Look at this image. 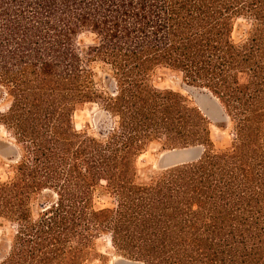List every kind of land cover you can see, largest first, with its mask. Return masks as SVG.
I'll return each mask as SVG.
<instances>
[{
  "label": "trees",
  "instance_id": "1",
  "mask_svg": "<svg viewBox=\"0 0 264 264\" xmlns=\"http://www.w3.org/2000/svg\"><path fill=\"white\" fill-rule=\"evenodd\" d=\"M160 69L220 102L231 147L155 87ZM0 100L19 153L0 182L14 227L0 264L107 262L105 236L143 264H264V0H0ZM90 104L109 119L99 138L76 129ZM153 145L204 153L141 181Z\"/></svg>",
  "mask_w": 264,
  "mask_h": 264
},
{
  "label": "rangeland",
  "instance_id": "2",
  "mask_svg": "<svg viewBox=\"0 0 264 264\" xmlns=\"http://www.w3.org/2000/svg\"><path fill=\"white\" fill-rule=\"evenodd\" d=\"M243 22H240V24ZM81 45H88L90 43V37L84 35L80 38ZM153 83L155 87L159 90L174 91L182 94L186 97L193 105L199 107L196 99L192 96L186 89L185 86H189L185 82L183 75L177 72H173L168 69L157 70L153 76ZM200 108V107H199ZM8 109V103L5 100H0V112H6ZM210 120V119H209ZM211 132L212 140L217 148L225 149L231 147L236 136L234 133L233 125L228 123V125H223L220 128L217 127L211 120ZM75 124L76 129L79 132H85L89 136L99 138L102 132H105L109 127V119L102 112V110L96 105H86L80 108L75 114ZM17 147L15 146V141L11 135L6 131V129L0 126V182L6 181L8 175L10 174V165L14 164L8 162L5 156L10 153L9 148ZM160 147L153 145L150 147L148 152L144 154L138 161V167L140 170V180L147 181L149 175H151L152 170H158L156 164L160 156L167 152H160ZM106 200H98V207L106 205ZM37 208L35 207L34 214L37 216ZM14 232V227L4 221L0 220V243H7V237L11 236ZM97 251L103 256L107 257V262H93L94 264H113L116 258H121L116 256V253L111 245V240L109 237H102L97 241ZM3 252V249H2Z\"/></svg>",
  "mask_w": 264,
  "mask_h": 264
},
{
  "label": "water",
  "instance_id": "3",
  "mask_svg": "<svg viewBox=\"0 0 264 264\" xmlns=\"http://www.w3.org/2000/svg\"><path fill=\"white\" fill-rule=\"evenodd\" d=\"M189 85V84H188ZM185 89L196 99L202 113L210 119L217 127L228 125L229 117L225 112L220 102L207 90L198 89L193 86H185ZM5 158L8 162L15 163L18 160V149L15 147L9 148ZM204 153L203 147H191L184 149H175L163 153L157 164L158 170H167L180 165L193 163L201 159ZM113 264H143L140 262L132 261L127 258L121 257L114 260Z\"/></svg>",
  "mask_w": 264,
  "mask_h": 264
},
{
  "label": "bare ground",
  "instance_id": "4",
  "mask_svg": "<svg viewBox=\"0 0 264 264\" xmlns=\"http://www.w3.org/2000/svg\"><path fill=\"white\" fill-rule=\"evenodd\" d=\"M117 259V258H116Z\"/></svg>",
  "mask_w": 264,
  "mask_h": 264
}]
</instances>
